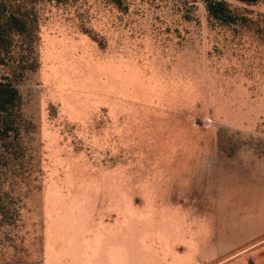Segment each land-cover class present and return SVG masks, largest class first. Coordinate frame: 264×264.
<instances>
[{"label":"rangeland","instance_id":"rangeland-1","mask_svg":"<svg viewBox=\"0 0 264 264\" xmlns=\"http://www.w3.org/2000/svg\"><path fill=\"white\" fill-rule=\"evenodd\" d=\"M225 1L249 22L200 0H0L25 21L0 81L26 148L0 264H264V0Z\"/></svg>","mask_w":264,"mask_h":264},{"label":"trees","instance_id":"trees-1","mask_svg":"<svg viewBox=\"0 0 264 264\" xmlns=\"http://www.w3.org/2000/svg\"><path fill=\"white\" fill-rule=\"evenodd\" d=\"M64 1V0H58ZM120 4L122 0H111ZM204 3L208 17L211 21L221 25L232 26L237 24L246 25L249 20L235 12L225 0H200ZM245 4H256L261 0H237ZM193 3L198 0H192ZM122 4V3H121ZM0 17L6 18L0 24V64L6 63L3 47L7 43L11 32H8L12 23H23L15 15H6L5 6L0 5ZM25 121L22 98L18 88L7 81H0V226L8 225L16 227L19 223L20 205L17 204L9 193L6 192L7 178L11 171H15L18 163L26 156V148L23 147L22 125ZM13 205V207H12Z\"/></svg>","mask_w":264,"mask_h":264}]
</instances>
